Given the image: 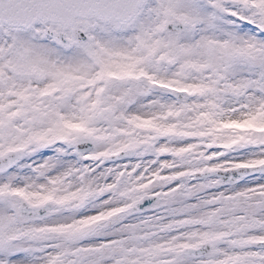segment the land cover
Returning a JSON list of instances; mask_svg holds the SVG:
<instances>
[{
	"label": "snow or ice",
	"instance_id": "snow-or-ice-1",
	"mask_svg": "<svg viewBox=\"0 0 264 264\" xmlns=\"http://www.w3.org/2000/svg\"><path fill=\"white\" fill-rule=\"evenodd\" d=\"M0 264H264V0H0Z\"/></svg>",
	"mask_w": 264,
	"mask_h": 264
}]
</instances>
